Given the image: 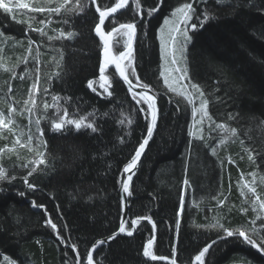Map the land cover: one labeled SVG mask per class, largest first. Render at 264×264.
Listing matches in <instances>:
<instances>
[{"label": "trees", "instance_id": "obj_1", "mask_svg": "<svg viewBox=\"0 0 264 264\" xmlns=\"http://www.w3.org/2000/svg\"><path fill=\"white\" fill-rule=\"evenodd\" d=\"M95 1L102 10L116 2ZM24 2L29 8H56L63 0ZM185 2L193 3L201 19L205 13L209 16L203 29L190 32L193 39L187 48V74L203 91L215 124L236 130L216 155L211 148L225 134L219 128L210 132L206 121L203 135L208 146L190 138L192 105L170 92L161 75L158 30L163 19ZM79 4L84 6L82 12L62 8L58 14L35 13L20 9L16 1L13 13L0 10V30L11 35L7 42L4 36L0 39V112L12 119L11 132L0 129V166L9 176H17L0 183V264L4 255L17 264H87L92 245L119 228L121 172L146 135L144 114L137 110L145 106L136 105L112 68L105 73L112 95L99 87L103 44L94 33L99 18L91 0H79ZM76 6L77 0H69L67 8ZM152 7L159 11L148 17L147 10ZM141 8L143 19L135 13L133 0L107 21L105 29L137 24L133 62L140 80L158 94L159 121L131 188L127 229L133 219L140 222L132 236H121L101 247L95 262L172 264L175 260L176 264H196L195 256L222 235L209 227L217 220L233 229L264 227V211L252 207L254 198L247 188L241 195L248 182L264 199V0H141ZM192 22H197L196 16ZM36 28L46 35L34 31ZM61 31L75 35L67 39L60 37ZM124 44V38L115 36L113 52L123 51ZM37 78V91L32 93L36 107L29 125L25 108L31 105L25 101ZM89 81L97 82L93 83L95 92L88 87ZM54 95L60 97L59 105L70 116H88L98 130L77 131L68 126L53 132L50 121L41 119L47 143L39 151L44 153L45 163L34 165L30 161L40 158L37 142L34 136L29 149L27 136L30 131L36 133L37 117L53 115L55 109L45 110L43 105L51 106ZM10 106L16 108L15 113H9ZM121 119L124 124L119 123ZM128 119L133 121L131 125ZM32 168L36 171L25 183L22 177ZM147 216L155 229L142 219ZM49 219L57 224L63 242L48 225ZM153 236V253L166 260L143 256V248ZM242 239L218 240L205 254L204 264H264V255Z\"/></svg>", "mask_w": 264, "mask_h": 264}, {"label": "snow or ice", "instance_id": "obj_2", "mask_svg": "<svg viewBox=\"0 0 264 264\" xmlns=\"http://www.w3.org/2000/svg\"><path fill=\"white\" fill-rule=\"evenodd\" d=\"M95 3V0H92ZM135 2V13L141 15V19H143L142 8H141V0H134ZM20 9H29L31 12L35 13H60L61 9L64 8L68 12L73 11H83L84 6L79 4V0H77L76 8H67V4L69 0H63V3L56 8H45V7H31L29 8V4L25 3L24 0H16ZM159 3H163V0H159ZM129 0H116L114 6L104 8L103 10L97 6L96 11L99 13V23L95 26V32L100 37V40L103 42V60L99 67L100 77H99V87L107 93L108 96L112 95V92L108 91L109 87H111L110 81L108 77L105 75L106 70L109 67H114L115 72L118 74L119 78L123 81L125 85H127L128 91L131 92L132 100L135 101L136 105H144L145 107H140L137 110L144 114V120L146 121V135L142 137L141 142L138 147L135 148L134 154L131 155V158L124 164L122 172H121V188L122 192L127 194L126 197H122V199H126L132 195L130 191V184L133 180V175L135 171L138 170V165L141 160L142 155L145 152L146 147L149 144V141L153 138L154 130L156 129L157 122L159 119V109L157 107V93L152 91L148 84L143 83L140 80V77L136 74V69L134 66V57H133V42L136 37L137 24L135 22L129 23H121L118 27L112 28L110 31H104L103 25L108 17H111L114 13H116L120 9L128 8ZM0 10H3L4 13H13L14 8L12 6V0H0ZM158 7H152L147 10V16L152 17L154 13L158 12ZM196 16L197 22H192L193 17ZM209 16L207 13L204 14L203 19L197 15L195 8H193V3L185 2L180 7L175 8L174 11L171 12L170 17H165L163 19V24L159 28V43H160V51L162 53V58L164 60V70L161 72V75L164 80V84L167 85L170 92L174 94H178L181 97H184L187 100V103L192 105L191 116H192V126L188 129V135L192 139H197L200 141H205V147H207V142L205 140V136L203 135V125L205 122H208V128L211 131H215L217 128L221 130L222 133L225 134V138H221L219 140L218 145L211 148V153L216 155L217 149L220 145H224L227 139L231 138V136L236 134V130L234 128H229L225 124H215L212 117L208 112V101L204 98V93L200 89V86L196 83H191V79L187 74V48L191 44L193 36L190 35L196 31H199L204 28V25L208 22ZM44 23V21H41ZM64 23H68V21H64ZM145 26L147 25V20L144 21ZM36 32H40L42 35H46L42 28L34 29ZM60 37H64L67 39H72L75 35L73 32L69 31L67 33L61 31ZM121 36L124 38V50L119 51L118 54H114L113 52V38L115 36ZM49 40H52L53 37H48ZM30 43H34L30 41ZM31 51V49H29ZM27 63V60H25ZM37 71L39 69L37 68ZM131 77V78H130ZM23 78V77H21ZM37 82H34L31 86V92L29 94V98L25 101V105H31V107H26L25 111L29 113V125L32 124V113L33 109L36 107V101L32 93L37 91ZM135 80V83H134ZM188 81V83H184ZM93 83H97L95 81H89L88 87L91 88L94 92L96 91L93 88ZM189 89L193 91H189ZM11 91V89H9ZM47 91V89H45ZM151 92V94H150ZM53 104L50 106L47 102L44 103L43 107L47 110L49 107L55 109L53 115L51 117H47L45 113L44 117H37L35 120L36 125V133L33 134L31 131L27 136V146L29 149L32 148V141L36 139V155L39 156V159H35L30 161L31 164L39 165L45 163L44 153L39 151L40 147H46V141L44 140V131L41 128V119L47 118L51 124V130L53 132H62L67 129L68 126H74V128L79 131L82 128L91 129L92 132H96L97 126L95 124V120H88V116H76L73 113L72 116L69 115V112L66 108L59 105V96H52ZM197 100L199 103L197 105ZM9 113H15L16 108L9 107ZM88 115H93V113H89ZM197 117H199L197 119ZM120 124H124L125 120L121 119L119 121ZM127 123L131 125L133 121L131 119L127 120ZM12 124L11 116L7 118L4 116L2 112H0V129L8 128V131L11 132L12 129L9 125ZM192 139L189 140V147H191ZM17 144L20 143V137H16ZM121 143H123V139H121ZM249 159H252V156H249ZM231 163L232 161L229 160ZM223 163V162H221ZM22 167H26V165H22ZM36 171V168H32L28 171L27 175L23 176L22 179L25 183L28 182V177L33 175V172ZM252 175H255L254 173ZM17 176L11 175L9 176L7 171L0 166V183L4 181L11 182L16 180ZM185 185H188V180L184 181ZM28 187L34 188L33 184L28 183ZM243 188H247L248 192L251 193V196L254 198L252 200V207L259 208L264 211V199H261V196L257 193V188L252 184L246 182L242 186L241 195H244ZM0 191H3L0 188ZM23 195V193H21ZM218 203H223V201H218ZM33 206H36L33 204ZM184 210V198L181 196L179 202V212L182 213ZM246 211V209H245ZM142 219H146L152 223L153 229H155V223L151 221V217H143ZM257 219H260L258 216ZM140 219H133L131 221V229L126 228L125 221L122 220L119 226V230L117 234L126 233L127 236H132L136 229V226L139 224ZM48 225L52 229L54 233H56L57 237L63 242V237H60L59 231L57 230V224L52 223L51 219L47 221ZM256 221L253 220L252 224L255 225ZM209 227L216 228L222 232V235H219L217 240H213L212 244L218 242V240H224L230 237L243 238L242 243L251 246L258 253L264 255V235L261 232H264V227L257 229L256 227H252L251 229L244 228H236L226 227L224 224L220 223L217 220L216 223L209 225ZM109 240L115 239V235L108 238ZM155 237H151L148 239L146 245L143 248V256L150 258L152 261L157 260H166V257L157 256L153 253V245H154ZM106 240H99L97 244L103 245L107 243ZM212 244H209L207 247H204L202 251L199 252L198 255L195 256L196 264H204L205 254L208 253L209 248L212 247ZM74 247V245H73ZM93 250H95L93 248ZM2 255V254H0ZM79 260V257H77ZM87 264H93V256L91 252H88L86 255ZM2 264H17V262L11 257L4 255ZM172 264H175V260L172 261Z\"/></svg>", "mask_w": 264, "mask_h": 264}, {"label": "water", "instance_id": "obj_3", "mask_svg": "<svg viewBox=\"0 0 264 264\" xmlns=\"http://www.w3.org/2000/svg\"><path fill=\"white\" fill-rule=\"evenodd\" d=\"M91 1H92V0H91ZM132 1H133V0H129V5L132 3ZM92 3H93V2H92ZM93 6H94V9H95V11H96V7H97V3H96V1H95V3H93ZM125 9H127V8H125ZM125 9H120V10H118V11H117L116 13H114L111 17H115V16L119 15V14H120L122 11H124ZM96 12H97V11H96ZM97 14H98V18H99V13L97 12ZM111 17H108V18L106 19V21H105V24L102 26L103 29H104V31H106V29H105V25H106L107 21H108ZM98 23H99V19H98ZM106 32H107V31H106ZM94 33H95V35L100 39V37L96 34L95 30H94ZM136 40H137V31H136V37H135L134 42H133V49H134V45H135V43H136ZM101 42H102V41H101ZM102 44H103V42H102ZM114 54H115V53H114ZM102 60H103V50H102V53H101V63H102ZM109 68H112V69L114 70V72H115L114 67H111V66H110ZM115 74L118 76V74H117L116 72H115ZM118 78H119V76H118ZM119 80L123 83V81H122L120 78H119ZM134 83H135V82H134ZM123 84H124V83H123ZM124 86H125V88H126L127 91H128L127 85L124 84ZM128 92H129V91H128ZM130 93H131V92H130ZM150 94H151V92H150ZM156 102H157V107H158V109H159V99H158V96H157V100H156ZM158 121H159V119H158ZM157 126H158V122H157ZM157 126H156V129H157ZM156 129L154 130L153 137H154V135H155ZM152 140H153V138L149 141V144H148V146L146 147L145 152H144V154L142 155L141 160H140V162H139L138 170H136V171H135V174L133 175V180L131 181V184H130V191H131V188H132V186H133V183H134L135 177H136V175H137V173H138V171H139V168H140L141 162H142V160H143V158H144V155H145V153L147 152V149H148V147L150 146ZM126 196H127V194L123 193V192H122V188H121V215H120V223H121L122 220H124V221H125V224H126V228H127V223H128L129 213H130V207H129V204H130V197H127L126 199H122V197H126ZM119 226H120V224H119ZM118 230H119V228H118ZM118 230H117L116 233H114V234L111 235V236L115 235V239H111V240H109L108 238L111 237V236H108V237H106V238H103V240L108 241L107 243H105V244H103V245H99V244H97V241H96V242L92 245V247L90 248L89 252H91V254H92V256H93V264H97V263L95 262V254H96V252H97L101 247H104V246H106V245H109V244H111L113 241H115L117 238L126 235V233H123V234H117V233H118ZM100 240H102V239H100ZM98 241H99V240H98ZM93 248H94L95 250H93ZM175 264H176V263H175Z\"/></svg>", "mask_w": 264, "mask_h": 264}, {"label": "rangeland", "instance_id": "obj_4", "mask_svg": "<svg viewBox=\"0 0 264 264\" xmlns=\"http://www.w3.org/2000/svg\"><path fill=\"white\" fill-rule=\"evenodd\" d=\"M16 0H12V3L13 2H15ZM167 17H170V15H168ZM163 24V23H162ZM6 37L7 39H4L3 40V38H2V40L3 41H8L9 39H8V37H10L11 35L10 34H7V33H4L3 31H1L0 30V39H1V37ZM158 39H159V30H158ZM160 54H161V68H162V71L164 70V67H165V64H164V60H163V58H162V53H161V51H160Z\"/></svg>", "mask_w": 264, "mask_h": 264}, {"label": "bare ground", "instance_id": "obj_5", "mask_svg": "<svg viewBox=\"0 0 264 264\" xmlns=\"http://www.w3.org/2000/svg\"><path fill=\"white\" fill-rule=\"evenodd\" d=\"M153 91V90H152Z\"/></svg>", "mask_w": 264, "mask_h": 264}]
</instances>
